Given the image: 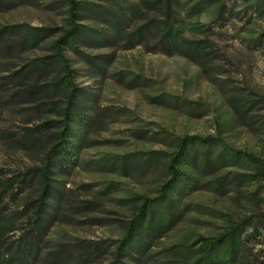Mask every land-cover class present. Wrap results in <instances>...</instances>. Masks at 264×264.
<instances>
[{
	"label": "rangeland",
	"instance_id": "rangeland-1",
	"mask_svg": "<svg viewBox=\"0 0 264 264\" xmlns=\"http://www.w3.org/2000/svg\"><path fill=\"white\" fill-rule=\"evenodd\" d=\"M76 1L85 35L64 46L72 85L27 100L14 78L55 52L71 27L70 0H0V30L17 27L5 35L14 48L0 52V167L42 166L62 144L50 177L64 193L63 215L45 233L42 256L68 248L66 264H109L125 225L171 179L175 140L198 135L217 140L214 156L234 158L216 166L182 158L171 225L125 262L188 264L246 221L240 259L264 264V173L234 154L264 160V0ZM64 74L53 65L38 84ZM39 191L35 184L21 196Z\"/></svg>",
	"mask_w": 264,
	"mask_h": 264
},
{
	"label": "trees",
	"instance_id": "trees-1",
	"mask_svg": "<svg viewBox=\"0 0 264 264\" xmlns=\"http://www.w3.org/2000/svg\"><path fill=\"white\" fill-rule=\"evenodd\" d=\"M77 5L76 0H70L71 27L55 41V52L50 56L32 59L24 75L16 77V73L9 77L24 81L22 85L26 87V93L23 94H27V100L42 94L50 96L60 87L72 85V70L68 66L64 46L68 44L75 46L77 40L85 35L83 26L77 23L79 17L75 12ZM16 28L11 26L0 30V52L11 51L14 48L5 35H12ZM27 43L28 39L23 41V44ZM53 65H61L62 73L65 74L58 76L54 85L38 84L42 74ZM11 97H16V93L11 94ZM45 126L47 123L36 129L28 128L26 133L43 129ZM175 141L178 150L168 162L171 179L163 186L161 195L146 199L135 217L125 225L124 236L116 248L115 258L109 264H127L125 259L133 257V251L142 254L148 248L149 242L159 235L162 229H167L171 225L175 214L174 204L169 195L177 188L182 176L186 175L177 168L182 158L190 157L193 161H197L202 156L204 162L208 164L213 162L215 166L234 158L229 155L228 150H223L222 153L214 156L218 142L213 137L186 135ZM61 148V143L52 146L44 154L42 166H31L25 171L18 172H7L5 168L0 167V264L67 263L70 255L68 248H59L48 257L42 256L45 233L51 222L63 215L58 209L63 203L64 193L51 183L50 177L52 166L60 163L58 161L62 154ZM234 154L244 157L257 166L259 173H264L263 159L245 151H234ZM35 184L40 186L36 197L21 196L26 189ZM246 223L244 221L232 226L220 238L207 242L201 250L202 255L188 264H243L239 256L242 243L240 230ZM15 233H19L17 239L11 240L10 237ZM96 244L102 245V243L89 242L86 247L97 251L100 248Z\"/></svg>",
	"mask_w": 264,
	"mask_h": 264
}]
</instances>
